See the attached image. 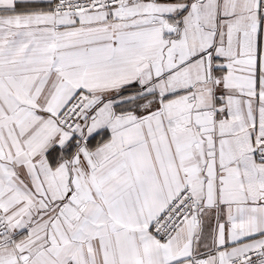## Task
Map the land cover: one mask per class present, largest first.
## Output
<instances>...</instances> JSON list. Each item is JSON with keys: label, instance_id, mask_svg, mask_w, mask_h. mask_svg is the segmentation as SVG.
I'll use <instances>...</instances> for the list:
<instances>
[{"label": "snow or ice", "instance_id": "snow-or-ice-1", "mask_svg": "<svg viewBox=\"0 0 264 264\" xmlns=\"http://www.w3.org/2000/svg\"><path fill=\"white\" fill-rule=\"evenodd\" d=\"M0 264H264V0H0Z\"/></svg>", "mask_w": 264, "mask_h": 264}]
</instances>
